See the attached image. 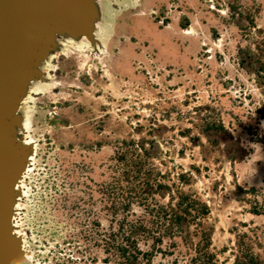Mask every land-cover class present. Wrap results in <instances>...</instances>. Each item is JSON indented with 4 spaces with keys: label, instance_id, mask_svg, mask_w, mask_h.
Returning <instances> with one entry per match:
<instances>
[{
    "label": "rangeland",
    "instance_id": "rangeland-1",
    "mask_svg": "<svg viewBox=\"0 0 264 264\" xmlns=\"http://www.w3.org/2000/svg\"><path fill=\"white\" fill-rule=\"evenodd\" d=\"M141 5L21 108L31 264H264V0Z\"/></svg>",
    "mask_w": 264,
    "mask_h": 264
},
{
    "label": "water",
    "instance_id": "water-1",
    "mask_svg": "<svg viewBox=\"0 0 264 264\" xmlns=\"http://www.w3.org/2000/svg\"><path fill=\"white\" fill-rule=\"evenodd\" d=\"M93 1L0 0V264H31L14 233L13 215L16 185L32 153L9 131L20 124L13 118L46 47L41 26L47 22L86 32V6Z\"/></svg>",
    "mask_w": 264,
    "mask_h": 264
},
{
    "label": "bare ground",
    "instance_id": "bare-ground-1",
    "mask_svg": "<svg viewBox=\"0 0 264 264\" xmlns=\"http://www.w3.org/2000/svg\"><path fill=\"white\" fill-rule=\"evenodd\" d=\"M87 10L90 16L89 25L86 32H77L71 27H61L52 23H44L41 26V38L46 47L44 48L39 64L32 69L30 76V83L18 112L14 118L19 125H14V130L9 131V135L20 142L23 146L31 148V155L27 161L24 172L22 173L19 182L16 185V200L14 205L13 226L14 233L19 238L21 237L16 231L15 215L18 209V202L20 197V185L23 176L28 172L29 163L35 153L36 142L29 136V118L21 114V108L27 103L30 96L42 94L50 89H54V84L42 82V76L52 71L50 68V60L54 59L55 54L71 57L74 59H84L89 52H94L102 58H108L110 41L114 37L117 20L123 13L130 10L141 8V0H94L89 3ZM38 74V75H37ZM44 80L49 81V76L44 77ZM22 239V237H21ZM22 248L25 253L24 240L22 239ZM31 262V261H30Z\"/></svg>",
    "mask_w": 264,
    "mask_h": 264
},
{
    "label": "crops",
    "instance_id": "crops-1",
    "mask_svg": "<svg viewBox=\"0 0 264 264\" xmlns=\"http://www.w3.org/2000/svg\"><path fill=\"white\" fill-rule=\"evenodd\" d=\"M141 6H142V5H141ZM138 16H144V11H143V8H142V7H141V11H140V13L138 14ZM143 32H144V30H142V32H140L139 35L142 36V35H143Z\"/></svg>",
    "mask_w": 264,
    "mask_h": 264
},
{
    "label": "flooded vegetation",
    "instance_id": "flooded-vegetation-1",
    "mask_svg": "<svg viewBox=\"0 0 264 264\" xmlns=\"http://www.w3.org/2000/svg\"><path fill=\"white\" fill-rule=\"evenodd\" d=\"M25 253H26V257H27V259H28L29 261H31V258L28 256L26 250H25ZM31 263H33V262L31 261Z\"/></svg>",
    "mask_w": 264,
    "mask_h": 264
},
{
    "label": "trees",
    "instance_id": "trees-1",
    "mask_svg": "<svg viewBox=\"0 0 264 264\" xmlns=\"http://www.w3.org/2000/svg\"><path fill=\"white\" fill-rule=\"evenodd\" d=\"M245 264H251V263H245Z\"/></svg>",
    "mask_w": 264,
    "mask_h": 264
},
{
    "label": "built area",
    "instance_id": "built-area-1",
    "mask_svg": "<svg viewBox=\"0 0 264 264\" xmlns=\"http://www.w3.org/2000/svg\"><path fill=\"white\" fill-rule=\"evenodd\" d=\"M160 24H162V22H160Z\"/></svg>",
    "mask_w": 264,
    "mask_h": 264
}]
</instances>
